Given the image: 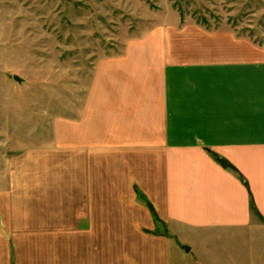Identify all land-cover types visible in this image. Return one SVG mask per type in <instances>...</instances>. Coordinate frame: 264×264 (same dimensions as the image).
I'll use <instances>...</instances> for the list:
<instances>
[{"label": "rangeland", "instance_id": "374dc122", "mask_svg": "<svg viewBox=\"0 0 264 264\" xmlns=\"http://www.w3.org/2000/svg\"><path fill=\"white\" fill-rule=\"evenodd\" d=\"M171 26L187 53L242 58L243 43L264 51V0H0V264H264L261 216L252 230L177 226L127 160L107 186L110 164L78 156L96 174L80 189L74 156L58 150L88 117L97 76L153 57ZM203 33L241 46L217 49L226 43Z\"/></svg>", "mask_w": 264, "mask_h": 264}, {"label": "crops", "instance_id": "0c3cea01", "mask_svg": "<svg viewBox=\"0 0 264 264\" xmlns=\"http://www.w3.org/2000/svg\"><path fill=\"white\" fill-rule=\"evenodd\" d=\"M177 33L166 28L151 45L153 57L121 76L98 75L88 117L75 122L58 150L74 156V188L87 186L86 179L95 185V166L81 168L80 158L110 164L103 171L107 186L121 174L113 163L127 160V173L145 194L161 198L173 224L252 230L261 226L258 215L264 218V51L243 43L242 58L195 56L184 51L190 39L180 43ZM203 34L211 45L226 43L217 49L241 46L232 37Z\"/></svg>", "mask_w": 264, "mask_h": 264}, {"label": "water", "instance_id": "95a60500", "mask_svg": "<svg viewBox=\"0 0 264 264\" xmlns=\"http://www.w3.org/2000/svg\"><path fill=\"white\" fill-rule=\"evenodd\" d=\"M14 79H15L16 81H19V82L22 81V79H21L18 75H14ZM180 247H181L182 249H184L187 253H189V252L191 251V247H190V246L180 244Z\"/></svg>", "mask_w": 264, "mask_h": 264}, {"label": "trees", "instance_id": "16d2710c", "mask_svg": "<svg viewBox=\"0 0 264 264\" xmlns=\"http://www.w3.org/2000/svg\"><path fill=\"white\" fill-rule=\"evenodd\" d=\"M213 155V157L215 158L216 161L221 162V164H223L224 166H226L227 168L231 169V167H229L230 165L226 163V161L224 159H222L221 157H219L217 154L215 153H211Z\"/></svg>", "mask_w": 264, "mask_h": 264}]
</instances>
